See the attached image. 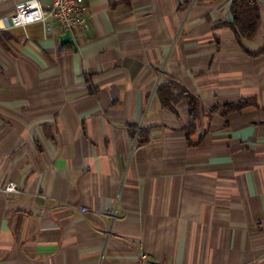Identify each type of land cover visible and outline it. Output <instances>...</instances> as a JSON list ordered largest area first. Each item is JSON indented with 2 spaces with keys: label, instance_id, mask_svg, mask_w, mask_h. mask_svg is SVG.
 <instances>
[{
  "label": "crops",
  "instance_id": "1",
  "mask_svg": "<svg viewBox=\"0 0 264 264\" xmlns=\"http://www.w3.org/2000/svg\"><path fill=\"white\" fill-rule=\"evenodd\" d=\"M26 1L0 0V264H264V0L251 39L234 0H79L72 45L11 26Z\"/></svg>",
  "mask_w": 264,
  "mask_h": 264
},
{
  "label": "built area",
  "instance_id": "2",
  "mask_svg": "<svg viewBox=\"0 0 264 264\" xmlns=\"http://www.w3.org/2000/svg\"><path fill=\"white\" fill-rule=\"evenodd\" d=\"M42 5L38 0H27L15 7L10 23L13 27H25L31 23L44 22L47 18L57 21L61 29L65 31L81 32L87 28L86 19L82 12L79 0H45ZM4 191L8 194H19L14 184H8ZM85 213V208L78 210ZM137 264H166L150 260L144 252H138Z\"/></svg>",
  "mask_w": 264,
  "mask_h": 264
},
{
  "label": "trees",
  "instance_id": "3",
  "mask_svg": "<svg viewBox=\"0 0 264 264\" xmlns=\"http://www.w3.org/2000/svg\"><path fill=\"white\" fill-rule=\"evenodd\" d=\"M231 28L244 39H251L260 23L259 10L256 0H234L231 5ZM157 98L164 108H171V104L186 101L191 120L197 117V102L184 89L173 83L161 84L157 91Z\"/></svg>",
  "mask_w": 264,
  "mask_h": 264
},
{
  "label": "water",
  "instance_id": "4",
  "mask_svg": "<svg viewBox=\"0 0 264 264\" xmlns=\"http://www.w3.org/2000/svg\"><path fill=\"white\" fill-rule=\"evenodd\" d=\"M59 43L60 45L73 44L69 31H65V33L59 37Z\"/></svg>",
  "mask_w": 264,
  "mask_h": 264
}]
</instances>
